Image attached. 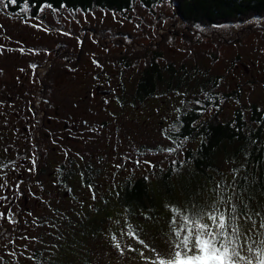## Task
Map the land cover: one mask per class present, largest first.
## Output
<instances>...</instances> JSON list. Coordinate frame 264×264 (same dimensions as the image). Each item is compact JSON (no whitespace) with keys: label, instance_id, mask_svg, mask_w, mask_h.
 <instances>
[{"label":"rangeland","instance_id":"obj_1","mask_svg":"<svg viewBox=\"0 0 264 264\" xmlns=\"http://www.w3.org/2000/svg\"><path fill=\"white\" fill-rule=\"evenodd\" d=\"M148 1L150 5L146 6L141 0H135L130 10L124 12L95 9L73 14V10L63 8L54 14L45 8L40 19L52 31L24 23V16L16 5L0 12V45H3L0 70L4 69L0 90L8 83L6 89L11 90L12 97H17L12 92L20 84L26 86L29 97H33L32 90L38 94L44 82L48 85L40 94L46 99L43 104L53 99L66 118L81 115L80 120H87L79 142L62 124L58 130H52L54 145L59 150V163L84 159L90 167V176L97 182L91 185V192L89 189L80 191V201L72 200L66 208L72 212L56 216L52 224L47 223L51 216L46 214L52 212L21 215L19 240L14 239L12 247L6 243L0 257H8L13 248L16 254L22 252L27 245L24 264L33 263L27 258L33 253L41 254L45 260L55 259L59 264L67 259L79 264H151L156 257L153 249L163 254L170 247L169 241L174 240L173 210H178V217L194 206L188 207L184 186L189 185L190 191H200L210 197L207 205L217 203L221 196L219 192L216 196L212 193L211 183L201 174L196 176L199 182L192 175L196 168L190 153L196 152L199 139L178 137L180 133L171 132L169 126L177 123L180 130L181 117L192 110L200 115L201 122L215 117L221 123L233 121L240 112L248 134L259 130L264 133V126L254 121V108L264 121V18L226 25L218 30L192 28L179 19L173 0ZM30 15L34 17L32 8ZM55 29L72 35H63ZM78 39L82 43H78ZM21 47L24 53L19 51ZM29 49L39 50V54H31ZM94 60L102 67L93 63ZM30 64L38 67L33 70ZM152 68L157 69L161 77L155 80L157 86L152 100L142 102L137 97L138 84ZM96 86H100L101 91H111L112 95L97 94ZM204 93L216 98L215 105L205 99ZM0 95L4 97V92ZM99 97L107 99L100 104ZM196 100L203 103L205 110H200ZM30 106L33 103L27 101L23 108L27 114ZM44 108L35 103L32 109L41 112ZM49 128L45 125L43 132L48 133ZM181 141L182 148L174 153L166 151ZM230 152L235 153V150ZM235 154L231 160L223 155L217 158V168L211 170L214 179L234 173ZM123 157L125 164L121 163ZM137 158L150 161L155 167L141 163L133 168ZM173 159L177 162L175 166ZM117 165L123 166L117 168ZM80 171H74L73 177L78 178ZM165 177L175 185L173 195L159 193L161 187L156 184ZM130 178L155 184L156 201L150 219L116 210L113 187L115 184L124 186ZM105 195L111 202L102 206L99 199ZM229 196H224V200ZM199 198H202L200 194ZM81 206L84 207L80 210ZM227 206L230 210L231 204ZM129 225L135 230V236L122 235ZM238 226L242 237L253 229L251 221H242ZM258 227L256 224L257 231ZM21 236L38 239L23 240ZM117 241L121 243L123 254L115 247ZM128 247L135 251H129ZM84 252L89 257L82 260L86 257ZM141 252L143 257L149 258L147 262Z\"/></svg>","mask_w":264,"mask_h":264},{"label":"trees","instance_id":"obj_2","mask_svg":"<svg viewBox=\"0 0 264 264\" xmlns=\"http://www.w3.org/2000/svg\"><path fill=\"white\" fill-rule=\"evenodd\" d=\"M134 2L135 0H28L34 17L37 15L40 5L44 3H50L60 10L64 8L61 5H66V9L83 12L95 9L124 12L130 10ZM141 2L146 6L150 5L148 0H141ZM173 2L177 6L176 11L179 19L192 28L199 26L200 29L218 30L226 25L242 24L257 17L264 18V0H173ZM22 3L23 0H17L16 6L20 7ZM33 4L35 7H32ZM121 58L127 60L124 56ZM160 77V72H157L155 68L149 69L142 77L137 88V97L142 102L152 100L157 86L155 80ZM254 113H256L254 121L263 127L262 115L255 108ZM247 128L240 112L236 113L233 121L221 123L215 117L209 121L201 122L200 115L196 110H192L181 117L180 134L178 135V137L181 136L187 140L199 139L196 152L190 153L196 168L191 174L195 178L197 174H201L204 179H207L211 183V191L215 196L219 192L223 197L227 194L232 197V202L237 208V226L242 221L252 222V220H255L259 225L261 217H264V133L259 130L257 133L248 134ZM230 147L233 149L230 150ZM232 150H235L236 154L231 153ZM234 154L236 163L234 173L227 176L221 175L218 180L214 179L211 170L217 168V158L223 155L226 159L231 160L230 158ZM132 179L130 178V181L124 186L114 185L112 192L117 202L116 210L119 209L122 212L124 210L133 215L142 216L141 218L150 219V211L154 209L156 201L155 184L151 185L146 179ZM172 182L169 177H165L157 183L156 185L161 187L159 193L173 195L175 185ZM220 183H223V188L217 190L216 185ZM188 186L183 188L184 191L187 190L185 194L188 207L189 205L207 206L210 197H205V194L200 191L198 193L193 189L190 191ZM199 194L205 199L199 198ZM100 201H102V206H106L111 202V199L105 195ZM177 212L176 209L174 214L176 215ZM256 213H260V215L257 216ZM249 215H251V219H245ZM178 218L179 216L177 220ZM173 227L179 226L176 223ZM155 243L159 244L156 239ZM84 253L86 254V252ZM88 257L86 254L82 260L88 259ZM54 260H47V263L42 264H59ZM63 262L62 264H79L78 261L74 262L68 259Z\"/></svg>","mask_w":264,"mask_h":264},{"label":"flooded vegetation","instance_id":"obj_3","mask_svg":"<svg viewBox=\"0 0 264 264\" xmlns=\"http://www.w3.org/2000/svg\"><path fill=\"white\" fill-rule=\"evenodd\" d=\"M3 71L4 69L0 70V76ZM7 84L3 91L0 90V92H4V97L0 95V161L5 163L14 161L16 171L13 172L11 168L4 170L7 174L6 178L13 185V191H6L4 194L12 197L15 194V182L22 180L23 183L20 185L19 192L23 193V195L16 196L15 202L8 205L12 208L19 222L10 224L0 220V229H3V233L8 234L5 236L0 233V251L5 249V244L10 243V240H19V234L17 233L21 229L22 216L29 213L34 216L37 213L52 212L46 213L52 217L47 223L52 224L55 222L53 218L56 219V216L72 212V209L66 210V208L72 200L80 201L78 196V193H81L80 191L89 189L88 185L97 183L96 178L90 176V167L84 159L81 161L77 160L74 163L68 159L67 163H59V150L54 145L56 142L53 138L55 132L52 130H58L62 124L66 132L75 136L79 142L81 130L88 125V121L80 120V117L83 118L81 115H77L79 116L78 118L73 115H69L66 118L57 102L53 99L43 104L44 98H41L40 94L43 93L44 88H47L48 85L44 84V82L42 83V88H38V94L37 91L32 90L34 93L33 97H29L30 92L27 87L20 84L17 86V90L12 92L17 97H12L11 90L6 89ZM48 89L51 91L52 86ZM100 89V86H96L95 91L97 94L112 95L111 91L106 92ZM36 96L38 97L36 98ZM39 98L42 100H39ZM106 99L104 97L98 98L100 104L105 102ZM27 101L33 103V106H30L28 111L30 108H34L35 103L39 104L40 108H45L41 112L32 109L27 114V111L23 109L26 108ZM24 105L25 107H23ZM45 125L51 127L49 128L51 131L48 133L46 132L47 130L43 132ZM102 125L105 124L102 123ZM33 153H35L36 158L35 171L29 172L28 169L32 167L31 156ZM53 153L55 156H53ZM121 163L125 164L124 157L121 158ZM132 166L133 168H138L136 164ZM76 170H81L78 178L73 177V173ZM132 180L135 179L133 178ZM78 185H80V189H78ZM44 199L45 202L43 201ZM83 207L81 206L80 210ZM0 211L6 214L7 207H0ZM76 211L75 209L73 213ZM82 211H85V209ZM10 247H12L11 243ZM20 253L18 252L15 258L10 255L3 257V261L7 262V264H13L15 259L18 264H24V261H22L24 255H20ZM40 255L35 253V264L47 262L43 256L40 258ZM28 264H34V261Z\"/></svg>","mask_w":264,"mask_h":264},{"label":"snow or ice","instance_id":"obj_4","mask_svg":"<svg viewBox=\"0 0 264 264\" xmlns=\"http://www.w3.org/2000/svg\"><path fill=\"white\" fill-rule=\"evenodd\" d=\"M17 4V0H0V12L5 9H8L10 6H15ZM32 7H35L33 4ZM61 7L66 8V5H61ZM45 8L51 9V11L55 14L60 11V9L55 8L50 3L41 4L38 10V13L35 17L30 15V8L28 0H23V3L20 6V12L23 14L24 19L23 22L30 24L32 27H36L43 31H52L43 21L40 19V13L44 12ZM75 10H73V14ZM35 20L36 23L32 24L31 21ZM138 28L139 25H136ZM199 27V26H197ZM60 31L63 35H72L70 32H65L61 29H55ZM125 40L128 43L131 41L128 37H125ZM78 43H82L79 41ZM3 48V45H0V49ZM19 51L21 53L25 52L24 48H20ZM29 53L31 54H39V50L29 49ZM98 67H102L99 65L98 61H93ZM30 67L35 70L38 66L36 64H30ZM23 71V69H22ZM205 99L210 103L215 105L216 98L211 93H204ZM107 102V101H106ZM183 103V101H182ZM195 103L199 106L200 110L203 111L204 105L200 100H196ZM29 111H32L30 108ZM180 112V109H177V113ZM179 121V116H178ZM169 130L173 133L179 132V127L177 123H173L169 126ZM165 130H162V132ZM183 147V142L176 143L175 147H168L166 151L168 153H174L177 149ZM7 151V150H5ZM67 156V153H65ZM126 159H131V157H126ZM134 163L139 166L141 163L148 165L149 167L154 168L150 161H142L137 158ZM176 160H172V165H176ZM31 164L32 167L28 169L29 172L35 171L36 158L35 153L31 156ZM123 165H117L116 167H122ZM11 168L13 172L16 171L15 162H2L0 161V207H7V213L0 211V220L6 221L10 224H16L19 221L16 219L15 213H13L12 208L8 205L15 202L16 196L23 195V193L19 192L20 185L23 183L22 180L16 181L14 188L15 194L12 197L5 195L6 191H13V185L6 178L5 169ZM147 179V177H146ZM90 191L92 190V186L88 185ZM217 190H221L223 188V183L216 185ZM95 198V196H93ZM232 197L229 196L227 201L224 200L223 196L219 197L217 203H212L207 206H192L187 213L181 212L179 215V227H176L173 231L174 240L169 241V249L165 253H161L156 249L153 251L156 253L155 259L151 260V264H264V217H261L259 229L256 230V221L252 220L253 229L249 231V233L245 234L242 238L239 227L237 226L238 216L237 208L234 203H231ZM223 204L224 207L219 206ZM228 204H231L230 210L228 208ZM175 213V209L173 210ZM31 215V213H29ZM257 216L260 213H256ZM245 219H251V215L246 216ZM36 221H33L35 224ZM177 216L174 214L171 217V224L176 225ZM15 231V229H13ZM0 233H3V229H0ZM7 236V233H3ZM128 235L130 237L135 236L136 232L129 225L127 232L122 233V235ZM20 239L23 240H37L38 238L32 237L29 238L27 236H21ZM113 240H117L116 236H112ZM243 241V242H242ZM10 243L15 244L14 240H10ZM142 245H145L143 240H140ZM7 247V246H5ZM115 247L121 251L123 254V249L121 248L120 241H117ZM127 247V246H126ZM147 247V245H145ZM28 249L27 245H24V251L20 253V255H24ZM129 251H135L131 247H128ZM143 257V253H140ZM8 255L13 258L16 257L15 248ZM166 257V258H165ZM30 260L34 261L35 264V254L29 255L27 257ZM147 262L148 257H143ZM0 264H7V262L3 261V257H0ZM13 264H18L15 259L13 260Z\"/></svg>","mask_w":264,"mask_h":264}]
</instances>
